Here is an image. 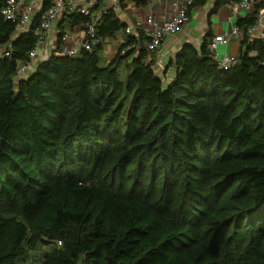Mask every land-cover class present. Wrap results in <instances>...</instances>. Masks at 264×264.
Segmentation results:
<instances>
[{
    "label": "trees",
    "instance_id": "1",
    "mask_svg": "<svg viewBox=\"0 0 264 264\" xmlns=\"http://www.w3.org/2000/svg\"><path fill=\"white\" fill-rule=\"evenodd\" d=\"M239 1L216 0L212 13ZM6 2L0 264H264V43L247 35L264 0L236 20L239 53L227 70L208 33L168 61L169 83L153 71L150 38L128 34L104 0L88 17L62 13L46 61L15 80L53 0H41L21 33L20 16L1 13ZM116 2L122 12L146 6ZM206 2L193 0L187 17ZM96 14L99 42L60 55L66 33Z\"/></svg>",
    "mask_w": 264,
    "mask_h": 264
},
{
    "label": "crops",
    "instance_id": "2",
    "mask_svg": "<svg viewBox=\"0 0 264 264\" xmlns=\"http://www.w3.org/2000/svg\"><path fill=\"white\" fill-rule=\"evenodd\" d=\"M80 7H83L87 1L96 0H74ZM146 6L144 8H136L133 5H129L125 11H120L116 0H104L105 7L114 8L118 15L119 20L124 23L130 30V33L135 35V28H140L144 33L148 26L145 24V20L148 16H153L160 23L162 20L171 18L175 12V5L178 0H145ZM216 0H207L206 4L202 7L195 8L191 11L190 16L185 24L172 35L165 36L160 46L153 53V71L160 77L165 83H169L174 77V69L167 68V63L172 60L175 54L183 45H192L196 49H199L202 45L203 38L211 33L212 39L217 36L229 35L230 31L235 27L236 20L245 17L250 13L256 5H253L250 10L243 11V13H237L233 15L228 5L221 7L216 12L212 13V6ZM94 6V5H93ZM92 6V7H93ZM145 24V26H144ZM255 34H264V17L258 18L254 27ZM58 31L55 28L52 32L48 33L42 48L45 51H49L55 48L56 37ZM83 31L79 28H75L73 31L66 33L63 40L64 47L78 46L82 42ZM239 40L231 36L226 44H217L215 53L217 59H224L225 57H233L239 53ZM120 43V39L117 41L109 42L105 51L104 57L107 60L113 58L116 53V47Z\"/></svg>",
    "mask_w": 264,
    "mask_h": 264
},
{
    "label": "built area",
    "instance_id": "3",
    "mask_svg": "<svg viewBox=\"0 0 264 264\" xmlns=\"http://www.w3.org/2000/svg\"><path fill=\"white\" fill-rule=\"evenodd\" d=\"M29 2L25 5L26 0H7L5 7L2 9L1 13L6 20L15 21L17 16L19 17L18 24L16 26V33H21L27 30L32 18L38 13L41 0H28ZM193 0H178L175 5V14L168 19L162 20L160 23L153 16H148L145 20V24L148 26L145 30V35L150 38V43L148 44L149 51H155L159 48L162 39L167 35L175 34L180 27L185 24L188 20L186 15L187 9ZM260 4V0H240L237 3H232L229 5L230 10L233 15L239 13V11H248L253 5ZM94 5L93 1H87V3L80 7L74 0H53L52 6L42 15L40 20V39L37 42L35 48L29 53V60L27 63H20L16 69L15 80L24 79L29 74H31L40 62L46 61L51 50L45 51L42 48L48 33L52 32L55 28L59 17L64 12H78L83 16H91L90 9ZM26 6V7H25ZM111 8H113L111 6ZM114 9V8H113ZM264 17V2L258 9V18ZM91 22L86 25V30L83 31L82 42L78 46L73 47H63L60 55L73 57L78 52V50L83 49L89 51L91 47L99 42L94 39V28L95 24L99 19V14L92 15ZM130 33V30H126ZM249 41L258 39L264 43V34H255L254 27L247 31ZM233 36L235 38H241L242 31L236 26L230 31L229 35L214 37L210 44V52L213 58L216 60L220 68L227 70L231 64L235 62L233 57H225L224 59H217V54L215 53L216 45L226 44L229 38ZM65 39V36L63 40ZM7 55V53L5 54Z\"/></svg>",
    "mask_w": 264,
    "mask_h": 264
},
{
    "label": "rangeland",
    "instance_id": "4",
    "mask_svg": "<svg viewBox=\"0 0 264 264\" xmlns=\"http://www.w3.org/2000/svg\"><path fill=\"white\" fill-rule=\"evenodd\" d=\"M239 13H243V11H239ZM144 26H145V24H144ZM2 51H3V48L1 47V48H0V56H1ZM122 79H123V77H122ZM32 258H35V259L39 258V254H35V255H33ZM35 259H34V260H35Z\"/></svg>",
    "mask_w": 264,
    "mask_h": 264
}]
</instances>
